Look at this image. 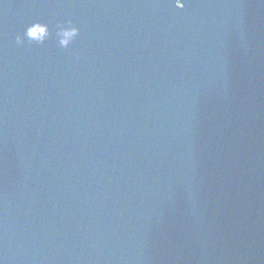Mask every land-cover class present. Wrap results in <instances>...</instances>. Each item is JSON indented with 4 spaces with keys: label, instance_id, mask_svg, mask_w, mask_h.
Wrapping results in <instances>:
<instances>
[{
    "label": "water",
    "instance_id": "water-1",
    "mask_svg": "<svg viewBox=\"0 0 264 264\" xmlns=\"http://www.w3.org/2000/svg\"><path fill=\"white\" fill-rule=\"evenodd\" d=\"M184 4L0 0V264H264V0Z\"/></svg>",
    "mask_w": 264,
    "mask_h": 264
},
{
    "label": "clouds",
    "instance_id": "clouds-1",
    "mask_svg": "<svg viewBox=\"0 0 264 264\" xmlns=\"http://www.w3.org/2000/svg\"><path fill=\"white\" fill-rule=\"evenodd\" d=\"M184 4V0H175V6L177 5H182ZM69 34H71V37L74 38L76 37L77 35H79V28L76 27L75 24H73L71 21H69L67 23V26H65L64 24H61L58 26V30H57V37H68ZM25 36L31 41L33 40L31 38V36L29 35V30L27 29L26 30V33H25ZM16 42L17 43H22L23 42V37L21 36H17L16 37ZM59 45L60 47H67L69 45V42L67 39H62L60 42H59Z\"/></svg>",
    "mask_w": 264,
    "mask_h": 264
},
{
    "label": "snow or ice",
    "instance_id": "snow-or-ice-1",
    "mask_svg": "<svg viewBox=\"0 0 264 264\" xmlns=\"http://www.w3.org/2000/svg\"><path fill=\"white\" fill-rule=\"evenodd\" d=\"M185 7V4H182L180 8H184Z\"/></svg>",
    "mask_w": 264,
    "mask_h": 264
}]
</instances>
